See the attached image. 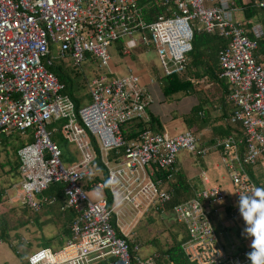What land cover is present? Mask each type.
I'll return each mask as SVG.
<instances>
[{
  "label": "built area",
  "instance_id": "obj_1",
  "mask_svg": "<svg viewBox=\"0 0 264 264\" xmlns=\"http://www.w3.org/2000/svg\"><path fill=\"white\" fill-rule=\"evenodd\" d=\"M161 1L170 16L147 22L145 0H0V145L5 134L34 138L17 149L20 182L5 193L38 213L49 202L43 194L62 185L61 210L77 214L73 228L80 232L78 241L39 250L26 264H158L133 259L128 240L150 214L167 212L187 228L181 250L189 263L251 264L252 238L244 231L238 200L258 187L247 168L264 157V65L258 63L264 26L246 30L230 6L235 0ZM256 4L264 9V1ZM193 24L207 34L219 29L227 41L219 68L233 106L230 123L240 126L242 137L229 135L205 148L191 131L169 136L145 130L127 143L121 125L149 121L152 97L138 75L115 76L111 48L128 40L154 49L164 75L180 76L193 50ZM122 53L130 50L124 47ZM88 60L98 73L86 82L90 102L77 111L66 84L49 67L64 62L76 70ZM59 121H66L64 132L79 153L72 165L62 161V150L48 132ZM122 149L123 155L111 161V153L116 159ZM211 150L222 151L233 203L223 205L225 192L210 187L166 212L173 195L156 178V168L170 167L181 152L203 158ZM98 158L107 178L91 184L104 196L93 201L83 184L98 169ZM2 201L0 193V207Z\"/></svg>",
  "mask_w": 264,
  "mask_h": 264
},
{
  "label": "crops",
  "instance_id": "obj_2",
  "mask_svg": "<svg viewBox=\"0 0 264 264\" xmlns=\"http://www.w3.org/2000/svg\"><path fill=\"white\" fill-rule=\"evenodd\" d=\"M149 2H150L149 0H145L143 4L144 5L149 4V9H150ZM149 9L145 10V14L148 13ZM240 14L241 13L239 11H236V17H238L239 15V18H237L239 21L240 19L242 20L241 17L242 15L240 16ZM254 24H261V22L260 21H258L257 23L254 22ZM124 47H127L130 50L129 53L130 56L124 55L122 53L121 50ZM111 56H112V60L117 59L118 61H121L127 69L126 73L119 75L117 70L118 68H116V65L115 66L113 65L114 66L113 69L115 71L114 74L116 77L124 78L126 76H129L130 74L138 75L141 78V83L148 88L149 93L152 97V103L150 108L147 110V115L149 116V120L155 118L159 124L158 127L153 128L154 130L152 129V131L156 132L158 129L159 133L169 136H171V134L176 135L175 133H172L174 130L178 131L177 132L178 134L183 133L184 131H191L197 137L201 146L205 148H209L210 146H213L217 140L226 137L225 134L230 127V124L227 120L228 116L225 117L226 112L222 107L221 103H219L218 101L213 102L214 99L219 98L220 96L219 91L221 88L219 86H217L216 92L214 89L212 93L207 95L208 98L210 99L214 98L212 100V103L211 102L208 103L204 102V104L202 103L204 101L203 99L207 98L204 95V91H206L205 87L201 88L200 92L180 93L175 95L173 98L167 99L162 92V88H161L162 85L160 83L161 77H165V75L159 63L157 53L154 49L148 50L144 46L131 43L127 40L115 44L111 48ZM88 69L91 71L93 70L92 78L95 77L96 74L98 73L97 66L95 67V63L92 60L89 61L88 64H86L85 66V71ZM67 95L70 96L69 94ZM72 95L73 96L70 97L74 101L75 106H76V102L74 99L76 98L77 100H79V108H77L76 106L77 111L83 108L84 106L88 105V103L90 102V96L88 94L87 87H85V89L78 88V90L74 91ZM199 105L202 106V111L204 115L203 114H202L203 116L201 115L200 121H195L196 123H193L191 127H188L184 123L183 117L185 115H189L191 111ZM178 120L180 121V125H179L180 128L176 126V122ZM77 122L80 123L78 119ZM235 130L238 129L235 128ZM229 135H234L235 137H239V138L242 137L240 136V134L237 135L236 132H232ZM93 142L95 143L96 146L97 145L96 141L93 140ZM70 145H72L74 151L77 152V161H78L79 153L76 150L75 145L73 144ZM247 172L251 176V178L255 181V183L258 185V187H264V157H261L254 166L248 167ZM170 173L171 174H170L169 182L165 184V189L185 190L186 196L194 195L196 192H199L201 190L210 187H217L228 193L229 186L231 185L233 190L230 175L223 165L222 151L211 150L203 158L198 157L195 154L189 152H181L177 157V161L174 165V169H172ZM208 173H210L211 177L209 176ZM10 174H7L6 177L9 178H6L3 186H0V193L2 194L3 197V201L1 202L2 205L0 207V243H4L5 241H7V237L10 232L9 225L8 222L5 221L7 220L5 217L6 214L9 215L11 213L7 212L5 205L8 204L10 207H12V209L18 207L17 205L20 206L24 205L22 202L19 201L15 203H13L14 201L11 202L10 197H12L13 194L6 195L5 193V190L10 189V187L12 188L13 186L9 181L11 180ZM18 183L14 185H18ZM48 191L45 192L43 196L51 197L52 192L49 193ZM93 192L94 191H90V194L92 197H95L97 193L95 194ZM10 193H14V192L11 191ZM41 197L42 196H39L38 198ZM62 199H61L62 200L61 205L63 206L66 203V200L65 198ZM54 202H56V200ZM48 203H53V202H48ZM232 203L233 200L226 199L223 202V205H231ZM43 208L40 212L37 213V216H32L33 220L31 221V224H34V222L40 221L41 219H47L49 217L46 215L45 217L41 215L44 211ZM25 211L27 213V216L30 217L29 211L30 212L32 211L28 210L27 208H25ZM61 213L63 218L62 220L61 219L60 220L63 224V227L65 228L66 223L68 221V214L70 213H67L66 211L67 215L65 216L62 210ZM24 242L25 241L18 242V244H21V248H19L18 252L15 251L16 256L20 258L21 264H26V260H27L26 258L28 257L26 256V254L28 250H30L27 245V242L26 243ZM16 245L17 244L12 243L11 245L12 250L14 249L13 247ZM2 254L3 252L0 249V257ZM0 264H8V263L5 262L4 260L2 261L0 260Z\"/></svg>",
  "mask_w": 264,
  "mask_h": 264
},
{
  "label": "trees",
  "instance_id": "obj_3",
  "mask_svg": "<svg viewBox=\"0 0 264 264\" xmlns=\"http://www.w3.org/2000/svg\"><path fill=\"white\" fill-rule=\"evenodd\" d=\"M149 1H150L149 2L150 3V9H149L148 13L145 15V20L147 22H153V21L158 20L159 16L162 14H165L167 17L170 16V14L166 11V8L163 7L161 0H149ZM263 1L264 0H235V1L230 3V6L233 9H236L237 11H239L241 13L240 16L242 15L241 16L242 20L240 19V21H241L243 27L245 29L247 28L246 30H250L252 28V26H254V22L257 23L258 21H260L261 24L264 26V9L259 8L256 4L258 2H263ZM155 10H156V12H155ZM199 28L198 27L195 28L196 30H195V34H194V40H193V44H194L193 50L194 51L192 50V52L187 55V67L185 70L186 72H184L180 76L171 75V76L161 77L160 83L162 85V87H161L162 92L167 99H170V98H173L175 95L180 94V93H192L195 91L200 92V89L205 87L206 91H204V95L207 97V99L204 98V101L202 103H204V102L208 103V102H212V99L208 98L207 95L210 94V92L212 93L214 89L216 92L217 86H219L221 88L219 91L220 92L219 99L216 98L217 100L214 99L213 102L218 101L219 103H221L222 107L224 108V110L226 112L225 117L228 116L227 120L230 124V127L227 130L225 136L227 137L232 132H236L237 135L240 134V136H242L243 132L240 129V127L238 125H233L230 123V116L232 115V112H233V106L230 103L228 104V102H227V97L229 94L228 85L226 84L225 79H223L221 77V70L219 68L218 57H219L220 51L224 47L227 46V41L224 39V36L219 29L213 30L212 33L207 34L204 31H202L201 28L200 29ZM250 37L253 38L252 35H250ZM119 42H122V41H119ZM117 43H115V44H117ZM260 46L262 49V50H260V56H262L263 59H262V57H260L258 60V63L264 65V42L263 41L260 42ZM49 49L52 52L53 46L50 45ZM196 67H197V69H196ZM49 70L51 72H53L61 82L66 84V92L65 93L69 94L70 96H73L72 93L74 92V86L76 84V77L73 76L74 75L73 73L75 72V70L72 68V66L67 65L64 62H56V63L54 62L53 66L49 67ZM206 71H207V73H206ZM200 72H202V73L200 74ZM192 73H194V74H192ZM195 73H197V74H195ZM206 79H207V82H206ZM209 79L212 82H210ZM74 100L76 102L77 108H79V100H77L76 98ZM229 106H231V107L228 108ZM201 111H202V106H197L196 108H194L189 115H185L183 117L184 123L188 127H191V125L193 123H196L195 121H200L201 114L204 115L203 111L202 112ZM156 124H157V126H156ZM158 125H159L158 121L155 118L150 119L149 121H143L140 119H135L133 121H130V122H127V123L121 125L122 137L127 143H130L131 141L137 140L139 135L142 132H144L145 130H152L153 128H157ZM235 128H237L238 130H235ZM29 132H31V131H29ZM156 132L159 133L158 129ZM13 139H20L19 140L20 146L29 144L30 142H33V140H34L32 134H30L27 138H24V139H21L19 137H13V136H11V134H5V135H3L2 139H1L0 153H2L1 151L3 149L9 150L11 148H14ZM65 146H66L65 142H62L59 145V147L61 149ZM124 150L125 149L120 150V154L118 155V157L116 159H115V156H116L115 153L114 152L111 153L110 160L113 162H116L123 155ZM16 151H17V149H16ZM15 158H16V165L13 166V164H10V163H8L6 165H1V169H4V167H6L7 165L9 166L10 170H8L6 172V174H9L12 171L18 172L19 163H18V158H17L16 154H15ZM175 163H173L170 167H167V168H158V167L156 168V178L162 181L163 188L165 187V184L167 182H169V178H170V174H171L170 172L172 169H174ZM97 167H98V169H95L93 174L91 175V177H89L85 181V184H83V188L87 192L92 191V188H91L92 183H97L99 181L106 183L107 177L104 173L105 170H104V167L100 161V158H98V160H97ZM100 170H103V171H100ZM92 177H93V179H92ZM168 191L171 192V194L173 195V200L169 204L166 205V209H165L166 212L169 211L170 209H172L174 206L192 198L195 195L194 194V195L186 196L185 190H168ZM48 192L49 193L52 192L51 197L50 196L46 197L49 202H53L55 200L56 201L61 200L62 198H64L62 185H59V184L53 185L49 189ZM105 192H106V195L109 196L108 195L109 190H105ZM47 204H48V202H45V204L43 206H46ZM69 211H71V212H70V214H68V221H67L66 226L64 228V235L66 236L67 240L78 241L79 236H80V232L75 231L73 228V224L77 219V214L73 210H69ZM63 214H64V216L67 215L66 212H63ZM158 218H161L160 214H154V213L150 214L146 219L143 220L141 225L142 224L144 225L145 221H147L148 223H152L153 219H158ZM178 224H180V223H178ZM187 238H188V233L186 230L185 237L181 241L178 240V238L176 236H172L170 238V240H165V242L162 243V241H161L162 239L158 236V233H157V235L149 238L146 241L148 243H146L143 241V238L140 235L135 234L134 237L132 238V241L128 240V246H129L130 254H131L133 259L135 256H138L137 254H138V250H139L140 246L147 244V245H149V247H155V248L158 247L156 252L152 253V255L149 256V259L155 260L158 264H163L165 262L176 263V264H191V263H189L188 259L185 257L184 253L181 250V244L184 243L187 240Z\"/></svg>",
  "mask_w": 264,
  "mask_h": 264
},
{
  "label": "rangeland",
  "instance_id": "obj_4",
  "mask_svg": "<svg viewBox=\"0 0 264 264\" xmlns=\"http://www.w3.org/2000/svg\"><path fill=\"white\" fill-rule=\"evenodd\" d=\"M237 18H239V15ZM197 27L198 26L196 24H193L194 30H196L195 28ZM89 61L91 60H88V62ZM88 62L82 64L80 67H76V70L73 73L74 74L73 76L76 77V84L74 86V91H77L78 88L85 89L86 82H90L92 80L93 70L91 71L88 69L85 71V66L86 64H88ZM111 65L113 68L116 65V68H118L117 70L119 75L127 72L125 65H123V63L121 61H118L117 59L112 60ZM76 85L78 86L76 87ZM65 122L66 121L56 122L54 125L48 128L49 129L48 132L51 134L52 139L56 141L59 145L62 142L66 143V146L61 149L63 152L62 161L66 165H72L77 161V152L74 151L73 146L70 145L71 143L64 132ZM179 125H180V121L178 120L176 122V126L180 128ZM177 132L178 131L174 130L172 133L178 134ZM172 135L174 134H171V136ZM19 140L20 139H13L14 148H11L9 150L3 149L1 151L2 153H0V186H3L6 178H9L6 177L7 176L6 172L10 170L8 165L4 167V169H1V165H6L8 163L13 164V166L16 165L15 154H16V149L20 147ZM208 174L210 176V173ZM10 179L11 180L9 181L11 182V185L20 182V176L18 172L12 171V173L10 174ZM93 193L99 194V195L96 194L95 197H92L90 192L88 193V196L93 201H98L104 197L103 194L100 192L94 191ZM225 194L228 200H232L233 190L231 185L229 186V192L228 193L225 192ZM61 203L62 200L56 202L53 201V203H48V205L44 206L43 208L44 211L41 215H43L44 217L45 215L49 217L47 219H41L40 221H36L34 222V224H31V221L33 220L32 216H37V213H35L34 211L32 210H31L32 212L29 211L30 214L29 213L28 214L30 215V217H28L24 205H22L23 207L17 205L18 207L14 209H12V207H10L8 204L5 205L7 212L11 213L9 215L6 214L5 217L7 219L5 221L8 222L10 232L8 234L7 241H5L4 243H0V247H1L0 249L3 252V254L0 257V260L1 261L4 260L8 264H21L20 258H18L15 254V251L18 252L19 248H21V244H18V242L21 241H25L24 243L27 242V245L30 249L26 254V256L28 257L34 255L36 252L42 249H51L55 251L61 248L62 246H64L67 238L64 235V227L61 222L63 218L61 213V208H62ZM186 230L187 228L184 224H178L177 217L175 214H173L172 212H167L165 215H161V218L153 219L152 223H148L147 221H145L144 225L143 224L139 225L138 228L136 229V233L143 238L144 242H146L149 238L157 235L158 233V236L162 239L161 240L162 243H164L165 240H170L172 236H176L178 240L181 241L185 237ZM219 236L221 239H224L221 233H219ZM12 243L17 244L16 246L13 247L14 251L12 250L11 247ZM157 249L158 247L156 248L149 247V245L144 244L143 246H140L137 255L142 260H147L149 259V256L152 255V253L156 252Z\"/></svg>",
  "mask_w": 264,
  "mask_h": 264
},
{
  "label": "clouds",
  "instance_id": "obj_5",
  "mask_svg": "<svg viewBox=\"0 0 264 264\" xmlns=\"http://www.w3.org/2000/svg\"><path fill=\"white\" fill-rule=\"evenodd\" d=\"M238 209L246 224L244 231L252 238L248 259L251 264H264V187L240 195Z\"/></svg>",
  "mask_w": 264,
  "mask_h": 264
},
{
  "label": "bare ground",
  "instance_id": "obj_6",
  "mask_svg": "<svg viewBox=\"0 0 264 264\" xmlns=\"http://www.w3.org/2000/svg\"><path fill=\"white\" fill-rule=\"evenodd\" d=\"M163 11H164V10H163ZM163 11H162V12H163ZM155 12H156V10H155ZM152 17H153V16H152ZM155 18H156V17H155ZM152 19H153V18H152ZM152 19H151V20H152ZM246 29H247V28H246ZM193 45H194V44H193ZM134 47H135V46H134ZM261 50H262V49H261ZM193 51H194V50H193ZM262 53H263V52H262ZM262 53H261V54H262ZM122 55H123V54H122ZM129 56H130V55H129ZM124 57H125V56H124ZM261 57H262V56H261ZM262 59H263V57H262ZM258 60H259V59H258ZM195 61H196V60H195ZM195 61H194V62H195ZM198 61H199V60H198ZM55 63H56V62H55ZM195 63H196V62H195ZM198 64H199V63H198ZM199 65H200V64H199ZM196 66H197V65H196ZM58 67H59V66H58ZM58 67H57V68H58ZM207 67H208V66H207ZM207 67H206V68H207ZM215 68H216V67H215ZM196 69H197V67H196ZM202 69H203V68H202ZM209 69H210V68H209ZM211 69H212V68H211ZM204 71H205V70H204ZM204 71H203V72H204ZM185 72H186V71H185ZM193 72H194V71H193ZM201 73H202V72H200V74H201ZM206 73H207V71H206ZM212 73H213V72H212ZM192 74H194V73H192ZM195 74H197V73H195ZM209 74H210V73H209ZM216 74H217V73H216ZM208 76H209V75H208ZM196 77H197V76H196ZM205 77H206V76H205ZM209 78H210V77H209ZM202 79H203V78H202ZM193 80H194V79H193ZM198 80H199V79H198ZM216 80H217V79H216ZM209 81L212 82L210 79H209ZM198 82H199V81H198ZM206 82H207V79H206ZM214 82H215V81H214ZM72 85H73V84H72ZM198 85H199V84H198ZM77 86H78V85H76V87H77ZM207 89H208V88H207ZM195 92H196V91H195ZM192 93H194V92H192ZM206 93H207V92H206ZM210 93H211V92H210ZM217 97H218V96H217ZM206 99H207V98H206ZM213 99H214V98H213ZM213 99H212V100H213ZM218 99H219V98H218ZM225 99H226V98H225ZM203 100H204V99H203ZM216 100H217V99H216ZM199 101H200V100H199ZM210 101H211V100H210ZM200 102H201V101H200ZM196 103H198V102H196ZM211 103H212V102H211ZM200 104H201V103H200ZM203 104H204V103H203ZM228 104H229V103H228ZM217 105H218V104H217ZM224 105H225V104H224ZM199 106H200V105H199ZM218 106H219V105H218ZM220 106H221V105H220ZM212 107H213V106H212ZM230 107H231V106H229L228 108H230ZM199 109H200V108H199ZM205 109H206V108H205ZM198 111H199V110H198ZM48 130H49V129H48ZM128 133H129V132H128ZM136 136H137V135H136ZM136 136H135V137H136ZM33 141H34V140H33ZM30 143H31V142H30ZM104 170H105V169H104ZM98 177H99V176H98ZM92 179H93V177H92ZM92 179H91V180H92ZM94 179H95V178H94ZM108 195H109V194H108ZM179 202H180V201H179ZM158 217H159V216H158ZM155 222H156V221H155ZM153 224H154V223H153ZM138 232H139V231H138ZM137 237H138V236H137ZM183 239H184V238H183ZM138 242H139V241H138ZM146 243H148V242H146Z\"/></svg>",
  "mask_w": 264,
  "mask_h": 264
}]
</instances>
